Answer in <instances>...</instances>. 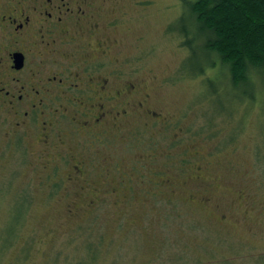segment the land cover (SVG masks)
Wrapping results in <instances>:
<instances>
[{
	"label": "rangeland",
	"instance_id": "rangeland-1",
	"mask_svg": "<svg viewBox=\"0 0 264 264\" xmlns=\"http://www.w3.org/2000/svg\"><path fill=\"white\" fill-rule=\"evenodd\" d=\"M180 13L150 0L111 32L102 135L0 128V264H264V94L183 71Z\"/></svg>",
	"mask_w": 264,
	"mask_h": 264
},
{
	"label": "flooded vegetation",
	"instance_id": "flooded-vegetation-1",
	"mask_svg": "<svg viewBox=\"0 0 264 264\" xmlns=\"http://www.w3.org/2000/svg\"><path fill=\"white\" fill-rule=\"evenodd\" d=\"M148 5L150 0H0L4 134L17 140L21 132L34 130L49 147L67 134L92 138L107 131L96 128L106 126V117L121 115L105 109L102 101L110 79L116 78L111 53L117 41L111 32L124 26L128 8ZM107 66L109 77L103 75ZM121 90L104 99L108 102ZM56 157L66 159L65 154ZM84 164L73 165L70 174L84 175Z\"/></svg>",
	"mask_w": 264,
	"mask_h": 264
},
{
	"label": "trees",
	"instance_id": "trees-1",
	"mask_svg": "<svg viewBox=\"0 0 264 264\" xmlns=\"http://www.w3.org/2000/svg\"><path fill=\"white\" fill-rule=\"evenodd\" d=\"M178 1L181 13L169 31L181 36L188 52L182 70L195 76L213 71L209 88L210 78H223L252 102L257 90L264 94V0Z\"/></svg>",
	"mask_w": 264,
	"mask_h": 264
}]
</instances>
